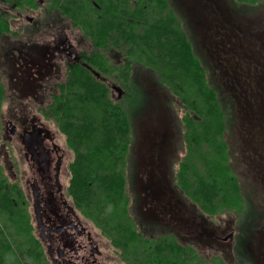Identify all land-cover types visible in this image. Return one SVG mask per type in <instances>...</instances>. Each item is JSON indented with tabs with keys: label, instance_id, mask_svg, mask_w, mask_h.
Instances as JSON below:
<instances>
[{
	"label": "rangeland",
	"instance_id": "374dc122",
	"mask_svg": "<svg viewBox=\"0 0 264 264\" xmlns=\"http://www.w3.org/2000/svg\"><path fill=\"white\" fill-rule=\"evenodd\" d=\"M170 1L186 22L222 96L233 104V165L241 178L246 203L240 211L211 219L178 192L174 173L185 155L180 141L181 112L175 106L176 99L156 76L143 65H135L129 84L135 96L131 93L130 98L129 87L126 90L112 84L114 98L121 100L126 93L129 96L123 103L130 106L132 121L129 190L135 215L147 233L176 234L208 258L221 257L227 264H264V4L247 8L233 0ZM42 21L44 28L38 33L29 29L10 36L14 39L8 44L5 39L7 50L0 43L1 64L12 77L7 80L0 73L4 97L0 104V139L4 131L7 138H12L5 120L14 119L17 134L10 143L9 155L20 163L26 197L31 198V184L36 182L43 202L48 201L41 209L42 224L34 219L31 208L29 212L49 262L66 264L71 260L72 264H83L87 252L79 250L76 257L73 250L84 246L89 264H115L118 256L110 242L76 210L68 196L75 153L65 135L46 114L27 108L30 103L35 105L32 101L44 95L60 75L57 66L63 61V46L82 49L87 42L58 13L43 14ZM114 87L123 89L121 98ZM2 153L0 150V164L5 165ZM57 185L61 193L56 192ZM64 189L69 207L87 233L84 238H78L72 230L55 233L66 212L59 208ZM49 203L54 208H45ZM59 250L67 254L64 259Z\"/></svg>",
	"mask_w": 264,
	"mask_h": 264
},
{
	"label": "trees",
	"instance_id": "16d2710c",
	"mask_svg": "<svg viewBox=\"0 0 264 264\" xmlns=\"http://www.w3.org/2000/svg\"><path fill=\"white\" fill-rule=\"evenodd\" d=\"M17 10L33 0H3ZM253 8L264 0H233ZM53 11L89 44L50 115L74 151L67 188L76 210L106 238L115 264H227L208 258L176 234H149L133 209L129 165L133 140L129 87L135 65H143L176 99L181 112L174 185L211 219L243 209V184L233 165V104L223 97L198 53L186 22L170 0H54ZM51 6V5H50ZM12 17L0 14V36L18 34ZM112 84L128 93L113 96ZM131 91V92H130ZM131 93L133 96H131ZM3 89L0 88V104ZM2 106H0L1 108ZM1 115V109H0ZM1 121V120H0ZM1 123V122H0ZM0 181V264H51L19 185Z\"/></svg>",
	"mask_w": 264,
	"mask_h": 264
},
{
	"label": "flooded vegetation",
	"instance_id": "af4514ba",
	"mask_svg": "<svg viewBox=\"0 0 264 264\" xmlns=\"http://www.w3.org/2000/svg\"><path fill=\"white\" fill-rule=\"evenodd\" d=\"M28 0H23V2H25L24 6L26 5V2ZM34 3L38 6V8L35 9H27V11H25L24 9L21 10H17L14 6L11 7V5H9V3H5L3 0H0V14L1 15H7L12 17V21L11 23L14 25L15 29L19 33L22 35L23 33H27L29 31V29L31 32H35L38 33L39 31H41L40 29L44 28L43 27V21H42V15L46 14L49 16L52 15H57V12L53 11L54 9H51V7H54L53 4L51 3V1L54 0H33ZM51 5V6H50ZM37 14V16H36ZM38 19H37V18ZM42 22V23H41ZM15 30V31H16ZM7 39L5 41V44H8L7 41H12V37H10L9 35L5 34L3 36H0V43L2 42L3 47H6V50L9 46H5L3 44L4 40ZM85 48L82 49H77V47L75 45H69V44H65L62 48V54H63V61L60 64V66L58 65L57 68L60 71L59 72V76L56 77L55 82L53 83V86H51L45 93L44 95L40 96L36 101H32L35 102V105H31L28 104L27 108L29 110L33 109L36 110L40 113H43L44 115L46 114V116L48 117V119L50 120L51 117L49 118V114H51L54 110V106L58 100V96L60 95V85L64 84L66 82L69 81V78L72 77L73 75V68L76 64L81 63V57H82V51L84 49H87L89 47V44L87 42H85ZM1 48V49H2ZM1 54H0V73L4 76L5 79L10 80L12 77L10 75V73L8 72V70L4 69L3 65L1 64ZM13 103V102H11ZM10 107V105H9ZM26 108V106H25ZM30 111V110H29ZM43 115V116H44ZM45 117V116H44ZM46 118V117H45ZM15 124V120L14 119H9V120H5V125L8 126V132L9 135L12 138H7L6 135V131H4L3 134V139H0V150L1 152H3L1 154V156L4 157V164H0V181L4 184L7 185L6 188L8 190H10L11 184H16L19 185L21 187V189L23 190L24 193V202H26L29 206V209L31 208V210L33 211L34 215V219L37 222H40L42 224L43 222V215L41 214V209L44 208V206L47 204V200H46V204L43 202V196H42V191L39 192V189L36 186V182H33L31 184V188H30V193H31V198L30 197H26V188L24 186L23 183V179H21L20 176V163L18 160L12 159L10 158L9 155V151H10V143L12 142V139L16 136L17 131L15 128V133L12 134V126H14ZM5 126V129H6ZM56 129V128H55ZM57 130V129H56ZM58 131V130H57ZM60 132V131H58ZM53 138V136L51 137ZM61 160V159H60ZM68 163V162H67ZM69 164V163H68ZM67 164V165H68ZM59 169V167L57 168ZM16 170H18V172H16ZM66 177V176H65ZM64 177V178H65ZM66 180V179H65ZM23 183V185H22ZM30 187V186H29ZM57 191L61 193V188L59 190V186L57 185ZM66 193H65V189H64V193L62 191L61 196H59V201L61 204L60 210H64L65 212V216H61V221H62V225L60 227L63 228V230L60 233L56 232V229L59 228L57 227L55 229V233L56 234H63L67 231H73L75 233V235L78 238H84L86 236V231H84L78 221L77 218H75V214L72 211L71 207H69L68 205V198L65 197ZM45 204V205H44ZM54 208L52 204H48V206H46L45 208ZM57 211V208H56ZM79 250L82 251H86L87 254L82 258V262L83 264H89L90 259L88 258V251L86 250V247L84 246H80L77 249L73 250L74 255L77 257L79 255ZM60 258L64 259L67 254L63 251H61ZM93 264H95V262L92 261ZM91 263V264H92ZM66 264H72L71 260H68ZM78 264V263H75Z\"/></svg>",
	"mask_w": 264,
	"mask_h": 264
},
{
	"label": "water",
	"instance_id": "95a60500",
	"mask_svg": "<svg viewBox=\"0 0 264 264\" xmlns=\"http://www.w3.org/2000/svg\"><path fill=\"white\" fill-rule=\"evenodd\" d=\"M114 91L117 92V93L119 94V98L122 97V95H123V89H122L121 87H114ZM11 131H12V134L15 133V128H14V126H12ZM62 230H63V228H62V227H59V228L56 229V232H57V233H60ZM59 254H61V250H59Z\"/></svg>",
	"mask_w": 264,
	"mask_h": 264
}]
</instances>
